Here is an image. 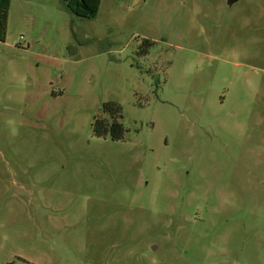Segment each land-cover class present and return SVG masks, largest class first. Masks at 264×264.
Returning <instances> with one entry per match:
<instances>
[{"label": "rangeland", "instance_id": "obj_1", "mask_svg": "<svg viewBox=\"0 0 264 264\" xmlns=\"http://www.w3.org/2000/svg\"><path fill=\"white\" fill-rule=\"evenodd\" d=\"M119 108L120 140L93 132ZM264 264V0H11L0 264Z\"/></svg>", "mask_w": 264, "mask_h": 264}, {"label": "trees", "instance_id": "obj_2", "mask_svg": "<svg viewBox=\"0 0 264 264\" xmlns=\"http://www.w3.org/2000/svg\"><path fill=\"white\" fill-rule=\"evenodd\" d=\"M11 0H0V41L5 40L7 30V19ZM66 8L75 16L81 18H93L97 15L101 0H61ZM109 105H104L103 112L109 110ZM119 108L110 110V118H95L93 132L97 136L109 135L113 140L124 137L125 129L123 123L118 119Z\"/></svg>", "mask_w": 264, "mask_h": 264}, {"label": "water", "instance_id": "obj_3", "mask_svg": "<svg viewBox=\"0 0 264 264\" xmlns=\"http://www.w3.org/2000/svg\"><path fill=\"white\" fill-rule=\"evenodd\" d=\"M234 1H236V0H228V4L231 5ZM8 264H10V263H8Z\"/></svg>", "mask_w": 264, "mask_h": 264}]
</instances>
